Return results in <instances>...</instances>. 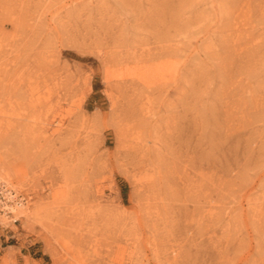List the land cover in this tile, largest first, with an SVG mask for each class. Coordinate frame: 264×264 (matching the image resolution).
<instances>
[{"label":"rangeland","instance_id":"rangeland-1","mask_svg":"<svg viewBox=\"0 0 264 264\" xmlns=\"http://www.w3.org/2000/svg\"><path fill=\"white\" fill-rule=\"evenodd\" d=\"M0 264H264V0H0Z\"/></svg>","mask_w":264,"mask_h":264},{"label":"built area","instance_id":"built-area-1","mask_svg":"<svg viewBox=\"0 0 264 264\" xmlns=\"http://www.w3.org/2000/svg\"><path fill=\"white\" fill-rule=\"evenodd\" d=\"M28 201V196L19 192L8 181L0 179V214L10 217L14 222L18 220L14 217L18 207Z\"/></svg>","mask_w":264,"mask_h":264}]
</instances>
